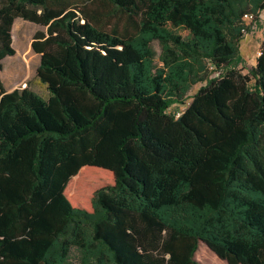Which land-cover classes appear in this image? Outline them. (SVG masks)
<instances>
[{"label":"trees","instance_id":"trees-1","mask_svg":"<svg viewBox=\"0 0 264 264\" xmlns=\"http://www.w3.org/2000/svg\"><path fill=\"white\" fill-rule=\"evenodd\" d=\"M263 9L0 0V69L15 19L42 25L32 48L49 92L0 76V264H60L86 228L95 264H202L201 243L264 264V38L254 66L240 52ZM117 13L125 25L107 29Z\"/></svg>","mask_w":264,"mask_h":264},{"label":"rangeland","instance_id":"rangeland-1","mask_svg":"<svg viewBox=\"0 0 264 264\" xmlns=\"http://www.w3.org/2000/svg\"><path fill=\"white\" fill-rule=\"evenodd\" d=\"M245 24L252 25L249 18H244ZM125 17L120 13L114 14L111 20L105 24V27L109 30L113 26L118 25L120 28L125 25ZM260 26L255 23L252 26L250 32H246L244 37L251 34H260ZM37 31H46V27L37 23L23 20L22 18H16L12 28L13 46L15 48V54L8 56L4 59L0 76L8 91L15 88L28 87L35 91L41 97H47V89L40 82L37 77V69L40 65V55L36 53L32 48V41ZM259 31V32H258ZM243 37V38H244ZM253 50L255 56L258 53V44ZM152 47L156 52V59L160 63V55L162 52V45L159 40H153ZM253 54V55H254ZM252 55L247 56V61L252 62ZM249 66V65H248ZM216 72L213 73L215 75ZM202 83L195 84L188 92L189 95H193L199 89ZM183 105H180L178 110H182ZM86 235H84V244L74 243L73 237L69 239L73 242L70 246V251L64 257H58L57 263L60 264H95L94 256L97 254L98 248L91 242L90 229L86 228ZM195 257L202 264H229L227 260L220 258L214 251H212L204 243L199 245Z\"/></svg>","mask_w":264,"mask_h":264},{"label":"crops","instance_id":"crops-1","mask_svg":"<svg viewBox=\"0 0 264 264\" xmlns=\"http://www.w3.org/2000/svg\"><path fill=\"white\" fill-rule=\"evenodd\" d=\"M260 34L261 36H258L257 34H251V35H247L245 36L244 38L241 39L240 41V52H241V55L243 56L245 62L247 65L249 66H254L257 62V57L259 55V48H260V45H261V41L263 40L264 38V9L261 11L260 15ZM19 18V17H18ZM24 20V19H23ZM28 21V20H26ZM258 31V32H259ZM258 39L260 40L259 44H258V53L257 55L255 56V54L253 53V50L255 49L257 43H258ZM254 54V55H253ZM250 55H252V62L249 63L247 61V56L250 57ZM13 56V55H12ZM44 85V84H43ZM45 86V85H44ZM46 88V86H45ZM47 89V88H46ZM49 97V92L47 90V97H43V98H48Z\"/></svg>","mask_w":264,"mask_h":264},{"label":"built area","instance_id":"built-area-1","mask_svg":"<svg viewBox=\"0 0 264 264\" xmlns=\"http://www.w3.org/2000/svg\"><path fill=\"white\" fill-rule=\"evenodd\" d=\"M245 17H246V18H249V19L251 20V22H253V19H254L253 14H247V15H245ZM255 23H257V22H256V21L253 22V25H254ZM251 24H252V23H251ZM253 25H252V26H253ZM180 114H181V111H179V112L177 113V116L180 115Z\"/></svg>","mask_w":264,"mask_h":264}]
</instances>
